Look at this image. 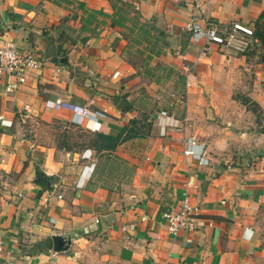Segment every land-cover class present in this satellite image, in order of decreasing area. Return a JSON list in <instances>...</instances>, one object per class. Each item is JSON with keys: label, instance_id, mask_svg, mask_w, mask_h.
Segmentation results:
<instances>
[{"label": "crops", "instance_id": "0c3cea01", "mask_svg": "<svg viewBox=\"0 0 264 264\" xmlns=\"http://www.w3.org/2000/svg\"><path fill=\"white\" fill-rule=\"evenodd\" d=\"M122 1L164 33L171 48L159 61L182 76L160 111L149 107L159 105L160 90L141 81L150 68L126 60L109 0H0V45L12 42L44 61L23 85L0 76V264H264L255 227L264 207V120L243 130L252 114L241 101L264 116L258 44L245 55L203 50L187 30L190 0ZM263 11L264 0H202L199 19L204 27L241 22L253 30ZM96 12L104 16L92 19ZM52 41L64 65L44 60ZM183 92L186 104H175L172 95ZM56 98L94 102L105 117L84 120V130L116 136L150 112L152 127L116 148L122 167L109 175L94 150L58 146L63 134L51 127L70 130L77 118L53 110ZM163 110L174 126L159 120ZM190 139L207 164L184 156ZM184 194L200 208L198 228L174 237L162 215L176 212ZM53 237L67 250L55 251Z\"/></svg>", "mask_w": 264, "mask_h": 264}, {"label": "built area", "instance_id": "2783aa9c", "mask_svg": "<svg viewBox=\"0 0 264 264\" xmlns=\"http://www.w3.org/2000/svg\"><path fill=\"white\" fill-rule=\"evenodd\" d=\"M190 1L193 4L192 9L194 14L193 19L187 25V30L191 33L193 41H203V50H210L211 45H215L228 52L245 55L251 46L257 43V40L253 39V30L241 22H232L225 26H202L199 19L202 0ZM43 65L44 61L42 56L36 53L21 51L12 42H4L3 45H0V76L9 75L18 85L25 84L28 76L32 72L39 71ZM6 92H12V88H6ZM172 98L174 103L180 106H184L187 102L186 92L174 94ZM93 104L94 102L91 100L87 105L81 106L56 98L53 101L52 108L56 111L64 110L72 113L74 118H77L73 122L77 126H81L84 120L95 122L99 118L105 117L103 113L90 108ZM159 118L161 121H169L171 123V125H167L174 126L175 124L173 116L166 110L160 112ZM0 119L3 121V118ZM86 129L92 132L95 131L94 127H87ZM187 144L189 147L183 152L184 156L198 159L200 165L207 164L204 151L195 153L192 147H196L197 145L191 139L187 141ZM199 216L200 208L191 204L187 194H184L180 201L179 209L176 212H166L162 215L167 223L168 233L174 237L181 231H195L198 228ZM95 223L98 224L99 221L95 220ZM3 256L4 246L0 238V260Z\"/></svg>", "mask_w": 264, "mask_h": 264}, {"label": "trees", "instance_id": "16d2710c", "mask_svg": "<svg viewBox=\"0 0 264 264\" xmlns=\"http://www.w3.org/2000/svg\"><path fill=\"white\" fill-rule=\"evenodd\" d=\"M109 1L112 7V14L108 15L107 17H110V25L112 27H118L122 30V38L124 41H127V44L123 50L125 56L126 54H129V48H133L135 45L138 47L139 45H143L141 48L142 50L138 51V55L143 54L144 52L148 53L146 58L143 56L141 60V66L146 71V69L149 67L147 66L148 60L154 56H159V49L162 46H167L163 39L164 33L156 30L151 22L142 20L139 13L133 9L130 3L123 2L122 0ZM97 15L101 17L104 16L100 12H96L91 13L90 17L94 19V17ZM253 39L257 40V44L260 46L264 44V11L254 22ZM65 54V51H61L62 56H65ZM128 63L131 64L129 61ZM131 65L134 66V63L132 62ZM128 108L129 107H127V109ZM152 114L153 112H150L144 115L142 119H130L128 124H126L122 128L121 132L116 136L104 135L97 132L92 133L79 126L77 127L71 125L70 130H75L82 133L79 136L83 138L82 142H78V136L70 133L66 134V131L62 135L63 140L58 141V146L70 151H72L73 148H89L94 150L100 161L99 163L102 168V172L106 170L109 175H112L114 172L120 170V167H122V162H120L119 158L114 156V151L120 144L135 137L144 135L145 130L149 131L152 127ZM70 141H73V143L69 144Z\"/></svg>", "mask_w": 264, "mask_h": 264}, {"label": "rangeland", "instance_id": "374dc122", "mask_svg": "<svg viewBox=\"0 0 264 264\" xmlns=\"http://www.w3.org/2000/svg\"><path fill=\"white\" fill-rule=\"evenodd\" d=\"M164 42H166V47H161L160 50V54L159 56H154L152 58H150L147 62V66H149V74H145V78H143L141 81H143V83H146V86L148 87V85L150 86L148 81H153L158 87V89L160 90V94H158L160 100L159 105L158 106H152L154 104L151 103V105L149 106L151 110L155 111H160L163 107V105L165 104V101L167 100L168 96L170 95V92L172 93V91L176 90V91H180L181 88H179L182 84V76L178 75V73H180V71H178L177 74L173 73L172 70L174 69H170L169 65H166L164 63H162L161 61H159V57L168 54V50L171 48L170 47V42L168 40V38L166 36L163 37ZM127 44V41H126ZM143 47V45H139V47L137 45H135V47L133 48H129V54H126V59L131 62L134 63V66L136 68L139 69V71L143 72L144 68L141 66V60L143 58V56L146 58L147 56V52H144L143 54L138 55V51L142 50L141 48ZM253 53H255L256 56H258V58H264V46H260L258 45L256 48L254 47L252 50ZM161 62V63H160ZM153 66H155V68H153ZM141 68V70H140ZM171 70V71H170ZM175 71V70H174ZM177 72V71H175ZM175 74V75H174ZM171 77V82L173 81H177L176 85H173V82L170 83L168 81V79ZM181 77V79H180ZM179 78V79H178ZM177 88V89H175ZM179 88V89H178ZM176 91L174 93H176ZM242 104L245 106L246 110L251 113L252 115L248 116L247 118H243L246 122L247 125H245V127L243 128V130L248 131L250 128H252L250 125H248V123L250 121H261L264 120V116L261 112L258 111V109H256L255 105L253 103L249 104L248 98L242 96L241 98ZM251 118V119H248ZM52 128V133L59 135V134H64L66 131L65 130H59L57 129V127L53 126ZM68 133L70 134H74L75 136H80L82 133L81 132H77L75 130H67ZM259 138H263L262 136H258ZM83 138L79 137L78 142H82ZM243 144V142H242ZM248 144H244V146H247ZM237 149H240L239 147H237L236 149H234L233 146L230 147V150H235L237 151ZM228 154H231V152H228ZM232 155V154H231ZM250 162H252L250 160ZM255 227L257 228V236L258 239L262 241L263 245H264V207L260 208V210H258V213L255 216Z\"/></svg>", "mask_w": 264, "mask_h": 264}, {"label": "water", "instance_id": "95a60500", "mask_svg": "<svg viewBox=\"0 0 264 264\" xmlns=\"http://www.w3.org/2000/svg\"><path fill=\"white\" fill-rule=\"evenodd\" d=\"M60 53L58 51V49L56 48L54 41H52L51 47L49 49V51L47 52V54L44 57V60H53V59H58L60 64H63L65 59L59 58ZM41 182L43 180H40ZM53 242H54V250L55 251H65L67 250V248H65L64 246H62V241L61 238L59 237H53Z\"/></svg>", "mask_w": 264, "mask_h": 264}]
</instances>
